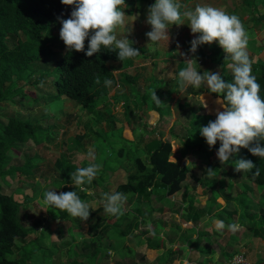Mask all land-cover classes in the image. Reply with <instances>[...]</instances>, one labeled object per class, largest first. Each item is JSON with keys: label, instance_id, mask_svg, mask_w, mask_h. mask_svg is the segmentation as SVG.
<instances>
[{"label": "trees", "instance_id": "1", "mask_svg": "<svg viewBox=\"0 0 264 264\" xmlns=\"http://www.w3.org/2000/svg\"><path fill=\"white\" fill-rule=\"evenodd\" d=\"M121 10L117 7L110 13L116 15ZM102 14V6L95 0H0V105L10 101V96H17L19 90L22 91L17 88L14 90V85L37 72L42 54H46L43 49L49 48L48 45L52 41L50 36L43 37V33L58 19L71 20L77 30L78 39L75 43H70L67 49L55 58L54 68L40 75L49 77L47 80L49 87L54 90L55 94H52L54 97L69 98L85 107L89 114L97 111L99 104L108 98L119 83L110 63L124 61L127 56L126 48L97 37L99 29L107 30ZM87 29L91 30L90 33H86ZM255 69V72L242 68H237L233 72L222 71L218 78L219 91H206L204 97L209 101H221L225 113L233 119V124L227 125L233 127V135L230 136L232 147L242 150L246 160L247 176L256 185L264 187V60H261ZM124 78L131 85L136 81V78L128 73H125ZM179 83L181 84V80ZM150 87L152 90L150 92L148 90V94H143V103L147 105L149 100L154 101L153 109L156 110L157 103L162 102L164 97L163 94L153 90L154 81ZM177 92L178 89L174 93ZM149 95H155L154 100L148 97ZM34 99H37L36 96ZM108 115L112 127L110 134L115 136L116 133H122L117 137L121 138V146L113 153H108L109 157H105L100 162L95 160L89 166H79L69 158L56 159V165L62 174L60 183L65 190L63 193L73 201L70 204L64 198L63 201H56L53 204L60 210V218L68 217L69 211L74 209L90 221L94 216L105 211L108 201L104 202V199L96 201L94 207L89 206L87 197L91 196L87 193V181L91 179L94 189H97L96 193L103 189L108 194L111 173L129 164L128 179L117 189L122 206L115 209L116 205L109 200L111 208L115 210L106 216H98V225L103 223L107 228H112L110 237L115 239L116 244L121 240L127 242L134 231L146 225L142 233L148 238L145 245L141 246L143 250L141 248L136 250L128 243L123 245L130 248L128 249L131 250L130 254H137L131 261L132 264H172L194 244L196 247L189 252L188 260L198 264H206V261L211 259L214 261L213 264L225 263L221 261L231 260L241 253L235 246L238 241L235 227L240 219L236 217L238 206L245 208L241 220L244 221L248 216L250 204L246 203V197L236 196L228 202L214 187L216 181L214 178H218L217 171L211 176L207 174L208 176L202 177L200 186H195L193 189L188 187L189 177L193 176L190 167L172 161L171 140L159 136L158 124L162 122L163 112L160 113L162 117L152 126L143 117L146 132L140 138L133 134L132 130V137H127L125 128L129 123L128 125L123 123L118 129L114 114L109 110ZM201 115L205 116V114ZM215 123L211 127L214 132V141L211 145L214 149L227 127H217L214 126ZM44 129L39 121L31 122L15 115L5 118L0 129V177L10 183L9 181L21 178L27 169L32 168L31 160L22 167L6 168V166L11 160L12 152L19 153L20 147L26 141L34 139L39 143L40 139L36 135ZM111 140L109 134L105 133L100 136L99 144L104 147L113 146ZM113 156L125 161L118 165L119 167H114L116 163L112 161ZM244 159L237 162L228 157L224 160L229 164L236 162L242 164ZM216 166L219 167L218 164ZM75 172L83 173L79 184L81 187L86 186L82 188L81 195L85 198L82 202L77 192L68 190L77 187V184L71 181V174ZM221 189L225 191L227 186L222 184ZM179 194L181 199H176L173 203L177 205L174 212L180 216V219L172 221L175 233L179 237L177 244L170 248L168 242H173L175 239L159 234L169 223L167 219L169 210L165 206H159V203ZM201 195H209L205 204L201 201ZM212 197H215V200ZM147 204L150 205L149 216L142 218L140 212ZM22 206L23 202L17 199L16 194L6 193L0 186V264H28L30 260L31 254L28 253L33 250L30 245L18 253L14 249L18 239L29 235V228L21 218ZM154 210L162 214L156 216ZM148 217L152 221L151 230L146 223ZM253 218L254 216L248 217L250 229L252 228L255 236H264V222L254 226ZM208 219H220L221 227L216 229L207 224L208 222L205 224L209 230L201 227L200 224ZM56 231L62 234L61 228ZM206 231L212 235L210 241L208 238L204 239ZM135 235L141 234L139 232ZM114 243L104 244L103 235L100 234L92 237L89 243L80 241L65 250L67 252L65 263L100 264L105 257H107L106 262L114 263L119 258L117 252L114 250L112 252ZM78 247L87 251L82 262L77 257L74 259ZM150 254L159 255L160 262L154 263L149 260ZM213 254L218 256L212 257ZM125 255L123 253L120 257Z\"/></svg>", "mask_w": 264, "mask_h": 264}, {"label": "rangeland", "instance_id": "2", "mask_svg": "<svg viewBox=\"0 0 264 264\" xmlns=\"http://www.w3.org/2000/svg\"><path fill=\"white\" fill-rule=\"evenodd\" d=\"M95 1L102 6V19L107 26L106 31L99 29L97 37L109 43L120 45L126 48L127 51L124 61H113L110 63L111 68L118 77L119 83L113 88L108 98L99 104L97 111L89 114L85 107L76 104L69 98L54 97L52 95L54 90L49 87V80H47L49 77L40 75L54 68L55 58L59 57L70 43H75L78 39L74 23L71 20L60 21L58 19L43 33V37L50 36L52 41L48 45L49 48L43 49L46 54L42 52L43 56L37 72L30 78L27 77L14 85V90L17 88L22 91L19 90L17 96H10V101L0 105V129L5 118L14 115L28 119L31 122L39 121L45 127L44 130L36 135L40 142L38 143L34 139L26 141L20 147L19 153L12 152L11 160L6 166V168L11 166L22 167L31 160L32 168L27 169L21 178L18 177L13 181H9L10 183L0 177L1 188L6 193L16 194L17 199L23 202L21 218L29 228V235L17 240L14 248L15 252L23 251L30 245L33 250L28 253L31 254L28 264H66L67 252L65 250L80 241L89 243L92 237L100 234L103 235L104 244L108 245L110 242L113 244L115 239L110 237L112 228H107L103 223L99 226L98 216H106L118 206H122L117 189L120 184L127 181L130 165L119 167L118 165L125 160L113 156L112 161L116 163L113 166L119 168L111 173V178L108 181L107 189L110 191L108 194L103 189L96 193L97 189H94L91 179L87 181V193L91 196L87 197L89 206L94 207L96 201L100 199H104V202L108 201L105 211L100 212L90 221H87L85 217H82V214H78L74 209L69 211L68 217L60 218V210L53 205L56 201H63L64 198L67 199V201L64 200V203L65 201L70 204L73 202L71 197H66L65 193H63L65 190H63L64 187L60 183L62 174L56 165V159L69 158L74 160L79 166H89L93 161L98 160L100 162L108 156V153H113L117 150L121 146V138L117 137H120L122 133H116L114 134L115 136L110 134L112 127L109 123V110L114 114L116 128L119 129L123 123L126 125L129 123V126L125 128V135L130 138L132 137L131 130L138 138L146 132V128L143 125V117L152 126L162 117L160 113L163 112L162 122L158 124L159 136L171 140L172 155L170 159L190 167L193 176L189 177L188 187L193 189L195 186H200L202 177H206L207 174L211 176L217 171L218 178H214L216 180L214 187L220 191L228 202L236 196L246 197V203L250 204L248 216H246L244 221L241 220L245 208L237 205L238 214L236 217H240V219H238L239 224L235 228H237L238 235L245 234L244 238H241V242L245 247L249 246L250 243L254 244L253 248L244 250V253L249 261L256 263L262 257L259 254V248L262 247V244L260 239L253 235L254 231L252 228L250 229L248 217L254 216V226L264 222V187L256 185L247 176L245 171L246 160L242 150L232 147L230 136L233 135V127L227 125H232L233 119L225 113L220 100L209 101L205 97L200 96L198 99L188 98V101L184 100L183 102H178V104L174 103L172 94L177 89L178 91L180 90L177 85H174V81H169L168 71H172V64L168 60L163 65H161L162 61H154L153 64H150L155 56L153 53H156V47L149 48V52L147 45L144 44L148 40V36L145 37L143 35L147 28L146 24H149V22L151 25L158 24L159 26L169 24L168 18L165 17L166 10L163 15H157L159 10H162V6L163 8H177L176 13H178L182 10V3L179 1L176 3L177 0H165L164 4H162L163 1L159 0H157L158 2L154 0ZM117 7L122 10L118 11L116 15L111 14L110 11ZM90 31V29H87L86 33H90ZM153 45H158V42L153 41ZM184 45L186 50L190 49L189 43ZM169 52L168 55H171V57H176L177 55L182 57L184 55V51L181 52L180 49ZM187 55L190 56L187 53L184 57L189 61ZM51 56L53 57L51 58ZM190 60L192 61L191 57ZM227 62L231 63V67H223L222 64L219 67L218 78L224 70L229 72H233L237 68L254 72L256 70L254 67L251 69V67L240 65L232 57L228 58ZM181 63H184V61L182 60ZM195 65H198L197 60H195ZM157 69L162 73H159ZM125 73L131 74L136 78L134 85H131L124 78ZM197 77L204 78L200 73H198ZM153 81L156 87L153 90L163 94L164 97L162 102L157 103L156 110L153 109L154 101L149 100L147 105L143 103V94L147 93L148 90L149 92L152 90L150 84ZM45 82L47 84L44 87ZM185 82L186 79L184 80ZM213 83V90L217 92L215 80ZM197 87V85H193V89ZM168 88L173 92L168 90ZM199 91H202L201 88ZM35 96L37 99H34ZM154 96L149 95L148 97L154 100ZM201 114H205V116ZM214 122H216L214 126L216 125L217 127L227 126L222 139L216 144L215 149L211 145L214 141V132L213 128H211ZM105 133L109 134L112 139L111 145L113 146H100L99 138ZM47 134L50 135L47 136ZM228 157L237 162L241 159H244V161L242 164L237 162L229 164L224 160ZM82 176V172L71 174V181L76 183L77 187L68 189L69 191L77 192L78 196L81 197V202L85 199L81 195L82 188L86 187L79 185L81 184ZM222 184L227 186V190L222 191ZM230 184H233V186L231 187ZM228 186L231 188H228ZM208 197L209 195L200 196L203 204H205ZM169 198L159 203V206H165L169 210L167 214L169 223L165 228L161 229L159 234L167 238H174L173 242H168L170 244L169 247L173 248L177 244L179 236L175 233L172 221L180 219V216L174 212L177 205L173 202L176 199H181V194ZM212 198L215 200V197ZM109 200L116 205L114 210L111 208ZM149 206V204L144 205L142 212H140L142 218L149 216ZM154 214L160 216L162 213L156 210ZM151 222L148 217L146 223L150 230ZM205 222L209 221L202 222L200 224L201 227L207 228ZM184 226L186 225L184 224ZM145 227L146 225H142L134 231V234H132L131 238L129 236L127 242L121 240L118 244L114 243L115 246L112 245V252L114 250L119 255V258L114 263L106 262L105 259L107 257H105L103 260L105 262L102 261L100 264H132L131 261L137 254H130L131 250H128L130 248H126L123 245L128 243L136 250L141 248L142 245L144 246L148 238L142 233ZM58 228H61V235L56 231ZM139 232L140 236L135 235ZM238 245L241 246V243ZM141 249L143 250V247ZM45 250H48V252ZM50 250H53V252ZM77 250L78 253L74 259L77 257L82 262L87 251L81 247H78ZM189 252L190 247L186 249L182 257L172 264H189ZM123 253L126 255L120 257ZM148 257L154 263L160 262V257L157 254H150Z\"/></svg>", "mask_w": 264, "mask_h": 264}, {"label": "crops", "instance_id": "3", "mask_svg": "<svg viewBox=\"0 0 264 264\" xmlns=\"http://www.w3.org/2000/svg\"><path fill=\"white\" fill-rule=\"evenodd\" d=\"M159 1H163L162 4L165 3V0ZM178 1L182 3V10L178 13H176L177 8H163V6L157 13L158 16L163 15L166 10L165 17L169 20L168 25H151L149 22L143 33L145 37L148 36V40L144 42L148 51L150 52L149 48L156 47V53H153L155 56L152 55L150 64L154 61H162V64H159L163 65L167 60L172 64V71H168L169 81H174V85H177L180 90L172 94L174 103L188 101V98L204 97L206 91L213 90L214 80L218 92L219 67L223 64V67L230 68L231 63L227 62L228 58L232 57L240 65L251 67V69L256 68L257 64L264 60V0H177L176 3ZM153 41H157L158 45H153ZM186 43L190 44L189 50L185 49ZM178 49L181 52L184 51V55L189 53L192 61H187L184 55L182 57L168 55L169 51ZM182 60L184 63H181ZM195 60H197V66ZM158 72L162 73L159 70ZM198 73L204 78H198ZM193 85L198 87L193 89ZM168 90L173 92L169 88ZM208 221L205 223L216 229L222 225L220 219H208ZM205 229L209 230V227ZM206 232L204 239L208 238L210 241L212 235L209 231ZM244 235V233L239 234L238 241L235 243L236 249L243 254H245L244 250L254 247L252 243L247 247L242 244L241 238H244ZM255 237H258L262 244L259 248V254L262 257L256 263L249 259L248 261L252 264H264V236ZM239 243L241 246L238 245ZM195 247L196 244L190 246V251ZM214 256L218 255L213 254L212 257ZM211 260L206 261V264H213L214 261ZM221 262H225L221 264H229L230 260Z\"/></svg>", "mask_w": 264, "mask_h": 264}, {"label": "built area", "instance_id": "4", "mask_svg": "<svg viewBox=\"0 0 264 264\" xmlns=\"http://www.w3.org/2000/svg\"><path fill=\"white\" fill-rule=\"evenodd\" d=\"M189 57V61L190 60V56L187 55V59ZM229 264H252L251 262L248 261L247 257L245 256V254H243L242 252L235 255L231 260Z\"/></svg>", "mask_w": 264, "mask_h": 264}]
</instances>
